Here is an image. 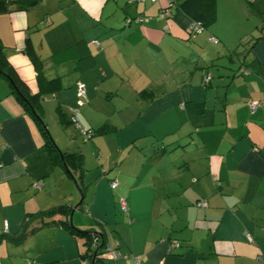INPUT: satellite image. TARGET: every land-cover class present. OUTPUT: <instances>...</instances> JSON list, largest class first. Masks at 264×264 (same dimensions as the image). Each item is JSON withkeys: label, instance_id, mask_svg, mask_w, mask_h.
Returning <instances> with one entry per match:
<instances>
[{"label": "crops", "instance_id": "0c3cea01", "mask_svg": "<svg viewBox=\"0 0 264 264\" xmlns=\"http://www.w3.org/2000/svg\"><path fill=\"white\" fill-rule=\"evenodd\" d=\"M181 1L39 0L0 13L4 53L30 91L39 85L25 49L60 79L37 104L42 121L51 109L50 138L82 155L81 169L68 167L78 193L0 76V233L65 203L73 226L104 230L103 250L139 264H264V32L249 10L256 1L264 13V0H216L194 33ZM73 110L89 138L68 121ZM84 251L50 223L22 243L1 240L0 264H84Z\"/></svg>", "mask_w": 264, "mask_h": 264}, {"label": "trees", "instance_id": "16d2710c", "mask_svg": "<svg viewBox=\"0 0 264 264\" xmlns=\"http://www.w3.org/2000/svg\"><path fill=\"white\" fill-rule=\"evenodd\" d=\"M39 0H0V13L9 12L11 10L26 9L34 4L38 3ZM216 0H182L179 4L182 10L187 12L191 18L195 20V23H198L202 26L208 25L214 17L215 13ZM255 9L261 17L263 24L260 27V32H264V13L262 6L256 1H249V10ZM29 58L34 66L36 72V80L39 85V90L35 93H32L28 88L24 80L20 78L13 66L7 60L6 54L4 53L3 44L0 40V76L7 79L10 83L11 92L14 94L16 99L24 107V109L29 112L34 120L36 121L41 134L45 138L44 145L47 147L51 153L53 159L56 163L61 164L59 157V149L50 138L48 132L42 126L41 122L38 121L37 117L31 112L28 103L33 106L35 112L40 116L37 110V104L39 99V94L42 92H52L60 86L59 77L46 78L43 74L41 59L35 52L25 49ZM66 48L61 49L60 51L52 54V56L63 57L66 53ZM210 79V78H209ZM204 81L208 82L209 80ZM70 122V120L68 119ZM71 123V122H70ZM105 127L98 129L99 132L105 131ZM94 131H92L93 134ZM91 134V135H92ZM64 158L65 163L72 171L75 169H81L82 166V155L78 152H61ZM71 208L65 203L56 204L50 208L43 210H38L36 212L27 213L21 223V226L16 232L0 233V241H6L13 244H19L25 241V239L32 234L36 229L47 224H59L65 227L71 234L74 236L80 237L85 244V251L83 254L84 264H90V261L93 256L94 249L102 241V246L97 249L95 255V263H104L105 261L115 262L117 259H111L105 253V250L102 248L105 246L103 240L104 230L96 231L94 229H78L72 224L69 223L68 217L70 214ZM104 229V227L102 228Z\"/></svg>", "mask_w": 264, "mask_h": 264}, {"label": "built area", "instance_id": "2783aa9c", "mask_svg": "<svg viewBox=\"0 0 264 264\" xmlns=\"http://www.w3.org/2000/svg\"><path fill=\"white\" fill-rule=\"evenodd\" d=\"M129 1H132V0H129ZM167 13H168V8H164V9L160 10L159 14H160V16H164ZM201 28L202 27H201L200 24L194 22L193 25H191V27H190V31L194 33L195 31H198ZM213 40L215 41L216 38L213 37ZM242 70H246V69L243 68ZM209 78H210V76L208 75V76L205 77V80L207 81V80H209ZM76 91H77V95L80 96V97H83L85 95V89H84L83 85L80 82L77 83ZM81 103H82V100L79 99L78 100V104H81ZM249 105H250V107L252 109H255L257 107V102L254 101V100H250L249 101ZM75 112H76V110L71 111V115L69 116L70 122L72 124H74V126L77 128V130L80 132V134L83 135L84 138H89L91 136L90 130L87 129V128L82 127L79 124V122H78V120L76 118ZM115 184H116L115 181L110 182V187L114 188ZM198 204L206 205V203L204 201H201V202L198 201ZM121 207L123 209H125V202H124V199H122V198H121ZM178 245H179V242H176V241L172 242L170 244V246H169V249H172V248H174V247H176ZM105 253L111 259H125L126 260L127 258H130L132 256V255H122L117 250H115V249H113V248H111L109 246L105 248ZM131 258L133 259L134 263L139 264L140 259H139L138 256H132Z\"/></svg>", "mask_w": 264, "mask_h": 264}, {"label": "water", "instance_id": "95a60500", "mask_svg": "<svg viewBox=\"0 0 264 264\" xmlns=\"http://www.w3.org/2000/svg\"><path fill=\"white\" fill-rule=\"evenodd\" d=\"M28 106H29L31 112L37 117L38 121L41 122V124H42V126L44 127V129L47 130V128H46L44 122L42 121L41 117L35 112V109L33 108V106H32L31 104H29V103H28ZM47 132H48V130H47ZM48 134H49V132H48ZM59 156H60L61 163H62L64 169L69 173V175H70L71 179L73 180L75 186H76L77 189L79 190V185H78V183H77V181H76V178H75L74 174L69 170L67 164H66L65 161H64L63 155H62V153H61L60 150H59ZM80 197H81V196H80ZM72 212H73V209L71 210L70 215H69V217H68V221H69L70 224H72V222H71ZM72 225H73V224H72ZM101 246H102V241H101V242L99 243V245L94 249V251H93V256H92V259H91V261H90V264H94V263H95V255H96L97 249H98L99 247H101Z\"/></svg>", "mask_w": 264, "mask_h": 264}, {"label": "rangeland", "instance_id": "374dc122", "mask_svg": "<svg viewBox=\"0 0 264 264\" xmlns=\"http://www.w3.org/2000/svg\"><path fill=\"white\" fill-rule=\"evenodd\" d=\"M254 36H256V35H254ZM211 68V70H214L215 71V69L217 68L216 67V65H213L212 67H210ZM51 109H48L47 110V112L45 113V115L43 116V122H44V124H45V126H46V128H47V130H48V132H49V134H50V131H49V126H50V111ZM53 113V112H52ZM50 136H51V134H50ZM52 137V136H51ZM53 139V138H52ZM55 142V141H54ZM56 144V143H55ZM75 188H76V190L78 191V193H79V190L77 189V187L75 186ZM80 195V194H79ZM99 264H103V263H99Z\"/></svg>", "mask_w": 264, "mask_h": 264}]
</instances>
